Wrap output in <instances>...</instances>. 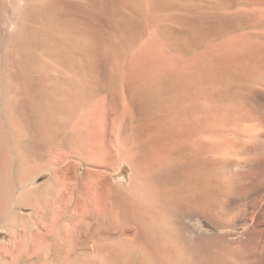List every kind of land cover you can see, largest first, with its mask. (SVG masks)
Instances as JSON below:
<instances>
[{"label":"bare ground","instance_id":"bare-ground-1","mask_svg":"<svg viewBox=\"0 0 264 264\" xmlns=\"http://www.w3.org/2000/svg\"><path fill=\"white\" fill-rule=\"evenodd\" d=\"M13 1L0 216L54 183L61 264H264V0Z\"/></svg>","mask_w":264,"mask_h":264},{"label":"rangeland","instance_id":"rangeland-1","mask_svg":"<svg viewBox=\"0 0 264 264\" xmlns=\"http://www.w3.org/2000/svg\"><path fill=\"white\" fill-rule=\"evenodd\" d=\"M180 1L187 2V0H180ZM190 1L191 0H188L189 4H191ZM208 1L209 0H200V1L195 0L196 3L193 1L192 4L195 3V4H198L199 6H200V4H202L203 8H205V6H210V9L205 8V9L200 10V11L206 10V12H208V11L213 10L212 9L213 6L211 7V5H213V4H211L213 2V0H211V2L209 1V3H206ZM1 2H0V5H4L5 7L0 6V16H1L0 30L2 31V36L9 37L10 35L13 34V32L15 30V25L13 24L14 21H10L11 18L13 19V17H15L14 13L11 11L12 10V3L11 2H14V1L13 0L12 1L11 0L10 1L9 0H3V2L2 3ZM7 2H8V4H7ZM25 2H28V0H25ZM7 17H9V18L7 19ZM175 26H176V29L181 28L180 26L178 27V25H174L173 27H175ZM178 30H181V29H178ZM3 46H5L4 39H1L0 40V69H2V62L4 59L3 55L5 54V48ZM103 74L104 75L101 74V77H103V79H105V77H104V76H106L105 71ZM103 79H102V81H100V85L102 82L101 88L103 89V91L101 92L100 91L101 88L99 87L100 89H98V93H102L103 96L104 95L106 96V94H107V100H109V101L104 100L105 96L103 97L102 101H99V100H101V98L99 99L100 95H98V96L96 95L95 98H93L94 100L92 99V101L93 102L95 101V102L94 103L92 102V103L94 105L99 104V106H100L103 101H106L108 104L109 103L111 104V105H109V107L112 106V108L111 107L110 108L113 109V112L116 109H119L118 111L123 110L125 107H127L126 106L127 103H128L127 108H131V106L129 105L130 103L128 101L129 100L128 96L126 95L124 88H123V94H125V95L121 94V92H122L121 88L122 87L120 88L118 86L115 89V86L110 84V86H112L115 89V94L113 93L114 92L113 89L111 90V91H113L112 94L109 93L110 91L106 93L105 91L107 89L104 90V88L105 87L107 88L105 83L107 82L108 79L107 78H106V80H103ZM107 85L109 86V84H107ZM0 86L5 88L2 92L0 90V100H1L2 94L7 89L6 79L3 78V76L1 74H0ZM103 86H105V87L103 88ZM109 87H108V90L111 88V87L110 88ZM119 89L121 92H119ZM117 90L120 94L117 92ZM108 93H109L110 97H109ZM117 94H119L120 96L116 98V96H118ZM113 98H114V100L116 98V101L119 100L120 103L121 102L124 103L125 101L127 103L125 102L126 104H124L125 106L123 105L124 106V108H123L122 104L118 103V101L117 102L115 101V103H117L116 104L117 106H122L121 108L116 107V109H115V107L113 105V102H114ZM121 98H124V100L121 101L120 100ZM107 103H106V105H107ZM104 106L105 105H103V107H101V108L104 109L105 108ZM98 107H95V108H98ZM91 108H92V106H91ZM107 108H106V110H107ZM111 109H110V111H111ZM4 120H5V118H4ZM5 125H6V121H5ZM5 131L8 132V130H5ZM14 153H17V152L15 151ZM32 160H35V159H33V156H32ZM130 173H131L130 168L128 166H126L122 172V175L129 176ZM47 179H48L47 175L42 176L39 179V184L44 183V181L45 180L47 181ZM54 188H55L54 183H47L46 185L39 188L38 195H37L38 199H39V204H38L36 210H31L28 208L23 209V212H21L23 214V216L25 215V217L23 219L16 221V222L14 221L16 213L17 212L19 213V208H17V207L9 209L7 214H3L2 216H0V264H58V262H60L59 264H61L63 261H64V263H66L67 258H65V257H69V253L71 252V243H70L69 239L71 237V234H72L71 231L72 230H70L71 226H69L70 223L67 219H65V220L62 219V221H60V220L57 221L58 216H56L57 211H55V210H57V207H56L57 204L55 203V200H54V198H55L54 191L56 189L54 190ZM16 196H17V194H15V197ZM67 198H65L63 200V202H62L63 206L65 204L66 205H69L71 203L75 204L74 200L71 202L70 198H68V199ZM54 205H55V207H54ZM59 222L62 225L58 229L59 226H57V225L58 224L60 225ZM186 224L188 226H190L188 222ZM190 224H191V226L192 225L196 226L199 230L200 229L201 230H207V231H210L212 233H217V232L218 233H221V232L225 233V231H222V230L216 228L215 226H213L210 222H208L206 220H203V222L194 221ZM67 227L69 228V230L66 229ZM62 228L65 230L63 232L64 237H62V240H60V242L57 243L58 242L57 236H58V234L60 235L59 230H61ZM8 230H10V231H8ZM68 231H69V234H68ZM64 233H66V236L64 235ZM67 234H68V236H67ZM61 236H62V232H61ZM61 236L59 237V239H61ZM65 238H67V239H66V242L64 244ZM67 241H69V242H67ZM68 243H69V245H68ZM66 245H68V247L70 246L69 251H67L68 248H66ZM64 248H66V251L63 250ZM63 251L66 252V254H65V252L63 254L64 258L61 257L62 256L61 254L63 253ZM88 263L91 264V262H88V260L85 259L82 264H88ZM95 264H99V263H95Z\"/></svg>","mask_w":264,"mask_h":264}]
</instances>
